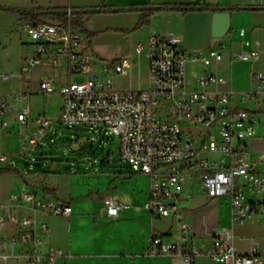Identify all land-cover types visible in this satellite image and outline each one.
<instances>
[{
    "label": "crops",
    "instance_id": "0c3cea01",
    "mask_svg": "<svg viewBox=\"0 0 264 264\" xmlns=\"http://www.w3.org/2000/svg\"><path fill=\"white\" fill-rule=\"evenodd\" d=\"M139 4H199L213 8L189 12L162 9L155 11L146 24L137 26L140 13L126 8ZM0 7V118L6 122L0 129V148L7 156V162L0 163V169H10L0 172V204H4L12 193L31 190L42 200L60 202L72 209L70 216L65 217L31 209L27 205H14L12 211L15 214L31 218L28 229L34 238L10 244L8 240L17 234L11 229L0 232V240H4L0 253L7 254L6 257L0 255V264H184L178 257L148 253L152 233L169 230L165 240L171 241L175 239L178 225H174L171 217L153 218L146 208L149 182L146 174L133 172L127 181L112 177L102 188H93L91 184L94 181H80L87 175L73 176L72 171L61 175L48 172L29 176L18 171V163L31 156L34 160L39 145L59 129L57 119L61 98L57 93H39L40 80L49 76L52 78L50 82L58 87L69 78L83 79L69 77L64 60L55 67L31 68L28 79L20 77L23 58L32 53L28 33L21 29L20 24L33 22L23 19L19 11L101 9L87 14L82 20L83 28L78 29L88 39L97 61L111 68L108 72L111 84L121 91L145 90L150 86L146 49L138 52L136 46L144 44L151 35L165 32L179 35L182 47L190 53L220 47L222 61L207 69L227 80L217 88L234 92L233 104L236 107L257 115L259 122L255 125L254 135L247 140V157L256 161L258 170L264 174L257 161L259 154L253 159V153L249 151L251 148L257 153L264 146V136L260 131L264 126V93L246 100H241L239 95L257 90L253 75L264 72V0H0ZM42 20L57 21L46 17L39 21ZM251 51L259 53L257 59H235L237 54ZM125 59L129 63L124 71H115L114 66ZM194 66L193 75L203 69L201 65ZM4 74L7 79L1 77ZM17 93H22L26 99L16 102ZM23 106L28 110L21 123L16 115ZM42 113L50 117L52 124L37 140L38 144H30V137L36 133L35 119ZM136 174L146 176L148 181L144 184L132 181ZM100 189H103L102 193H99ZM183 189L186 195L182 194L178 203L177 218L192 225L194 240L210 242L213 232L226 228L232 230L234 245L240 253L249 252L253 240L264 244V210L260 208L245 221L233 223L224 200L199 194L195 182H186ZM193 195L204 196L199 205L215 203L207 211L199 213L184 210L185 201ZM104 197L120 203L116 217L106 215ZM10 250L13 251L12 256L8 255ZM192 264H212V261L201 256Z\"/></svg>",
    "mask_w": 264,
    "mask_h": 264
},
{
    "label": "built area",
    "instance_id": "2783aa9c",
    "mask_svg": "<svg viewBox=\"0 0 264 264\" xmlns=\"http://www.w3.org/2000/svg\"><path fill=\"white\" fill-rule=\"evenodd\" d=\"M70 14L71 8H67ZM20 27L28 33L32 48V53L23 58L20 77L28 79L31 68L55 67L64 60L68 76L82 80L69 78L58 87L49 76L39 82V93H57L61 98L58 124L87 127L90 136H116L121 162L132 172L149 178L146 208L152 217H171L178 225L174 240H165L169 230L150 235V255L178 257L184 264H192L201 256L210 258L212 264H264V244L253 240L250 251L240 253L232 230L226 228L213 232L210 242L194 240L192 225L177 218L186 182H195L199 194L224 200L233 223L245 221L264 205V174L258 170V163L247 157V140L253 137L259 119L255 113L236 107L234 92L217 88L227 80L207 69L222 61L220 47L190 53L182 47L179 35H151L136 46L138 52L146 49L150 86L121 91L111 84V68L97 61L86 36L69 22L42 20L23 22ZM258 56L257 51L241 52L235 59L255 60ZM128 63L123 60L114 70L123 72ZM189 64L203 69L191 75L187 71ZM253 81L257 90L239 93L241 100L264 93V72L254 73ZM25 99L22 93L15 94L16 102ZM27 110L26 106L21 108L17 121L24 122ZM35 124L30 144H38L52 120L42 113ZM5 125L0 118V129ZM209 154L217 158L209 159ZM5 162L7 156L0 148V163ZM102 201L106 215L116 217L120 203L110 197ZM18 204L65 217L72 211L69 205L42 200L31 190L10 194L0 204V232L11 229L17 234L8 240L10 244L34 238L28 229L31 218L19 217L12 211ZM2 245L4 240H0ZM8 255L12 256L13 251Z\"/></svg>",
    "mask_w": 264,
    "mask_h": 264
},
{
    "label": "rangeland",
    "instance_id": "374dc122",
    "mask_svg": "<svg viewBox=\"0 0 264 264\" xmlns=\"http://www.w3.org/2000/svg\"><path fill=\"white\" fill-rule=\"evenodd\" d=\"M194 65H187V71L191 74ZM193 75V74H191ZM261 136H264V126L260 128ZM74 136V138H71ZM84 139L83 142H80ZM76 147V148H75ZM253 153V159L259 161L260 167L264 170V146L257 150L249 149ZM32 157L22 160L18 163V171L22 175L45 174L48 172L61 175L72 171L73 176L87 178L80 181H94L91 186L93 188H102L105 181H111L112 177L129 178L134 173L129 169L128 165L121 162L119 158V140L116 136H108L101 134L100 136L87 135V127L75 126L68 128L59 125V129L48 139H45L38 147L37 153ZM209 159L217 158L216 155H207ZM52 165H56L52 168ZM77 172V174H75ZM132 181H138L141 184L146 183V176L135 175ZM65 177V176H63ZM88 179V180H87ZM97 192V191H95ZM100 189L99 193H102ZM183 195L186 190L183 189ZM184 203V210L193 213H199L210 209L214 201L208 204H198L203 201L204 196L193 195ZM198 204V205H197ZM264 206L261 207V211ZM224 213V212H221Z\"/></svg>",
    "mask_w": 264,
    "mask_h": 264
},
{
    "label": "trees",
    "instance_id": "16d2710c",
    "mask_svg": "<svg viewBox=\"0 0 264 264\" xmlns=\"http://www.w3.org/2000/svg\"><path fill=\"white\" fill-rule=\"evenodd\" d=\"M2 7H0L1 9ZM213 7L208 5H199V4H180V5H152V4H139L132 5L127 10H135L140 13V17L137 23V26L146 24L149 20V17L155 12L162 9H175L180 12H189V11H201L209 10ZM218 9V8H216ZM235 9H242V7H236ZM101 9L93 10H75L71 9V14L67 15V9H38L34 11H19L23 19L29 20L33 23L38 22L42 17L50 18L57 20L61 23H70L72 26L82 29V20L83 18L90 13L99 12ZM118 10V9H115ZM2 171H10V169H0Z\"/></svg>",
    "mask_w": 264,
    "mask_h": 264
},
{
    "label": "water",
    "instance_id": "95a60500",
    "mask_svg": "<svg viewBox=\"0 0 264 264\" xmlns=\"http://www.w3.org/2000/svg\"><path fill=\"white\" fill-rule=\"evenodd\" d=\"M84 140H81L80 142H83ZM76 148V147H75ZM56 165H52V168H54Z\"/></svg>",
    "mask_w": 264,
    "mask_h": 264
}]
</instances>
